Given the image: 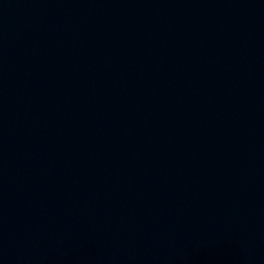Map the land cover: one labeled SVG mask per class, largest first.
Listing matches in <instances>:
<instances>
[{
	"label": "water",
	"instance_id": "95a60500",
	"mask_svg": "<svg viewBox=\"0 0 264 264\" xmlns=\"http://www.w3.org/2000/svg\"><path fill=\"white\" fill-rule=\"evenodd\" d=\"M0 264H264V0H0Z\"/></svg>",
	"mask_w": 264,
	"mask_h": 264
}]
</instances>
